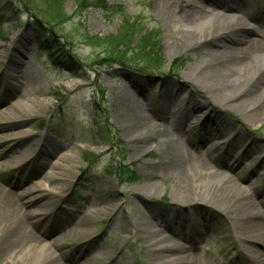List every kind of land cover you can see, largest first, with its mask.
I'll use <instances>...</instances> for the list:
<instances>
[{
    "label": "rangeland",
    "instance_id": "1",
    "mask_svg": "<svg viewBox=\"0 0 264 264\" xmlns=\"http://www.w3.org/2000/svg\"><path fill=\"white\" fill-rule=\"evenodd\" d=\"M179 1L66 0L56 10L51 0H0V84L4 77L14 82L18 93L13 98L9 84L0 86V231L25 212L30 233L62 264H162L157 258L162 257L160 253L133 228L135 221L140 215L161 232L159 238L172 239L155 221L183 230L185 221L192 218L184 231L195 243L172 240L190 250L188 264H247L233 221L205 199L198 201V196L186 204L177 202H184L176 198L184 184L176 182L163 166V137L148 134L144 149L136 153L132 147L136 144L127 143L128 135L114 118L123 104L139 105L155 130L173 129L165 122L170 115L164 109L167 102L178 100L164 94L165 82L176 81L175 93L189 90L184 73L209 61L207 43L195 51L175 48L182 27L181 8L191 6L198 12L204 6V0H186L191 5L175 9ZM246 2L249 13L264 17V0ZM261 34L254 42L259 51L251 58L255 63L256 58H264V31ZM13 45L11 60L17 64L8 71ZM118 57L132 61L136 70L116 64ZM189 92L207 103L204 113L231 122V150L235 147L241 155L256 148L264 154V118L247 121L242 108L214 106L210 96L195 87ZM27 95L39 103L28 110L15 107ZM1 101L7 104L4 108ZM187 102L178 103L185 106ZM5 114L11 118L3 120ZM202 117L186 118L197 121ZM203 130H193L196 137L191 147L183 143L186 156L202 159L228 176L237 175L241 187L264 207V165L259 166L257 160L234 172L218 168L215 161L196 151L213 142L202 137ZM64 155H68L66 177L50 181L51 190L36 193L48 169ZM17 163L27 170L25 175L15 169ZM119 171L125 173L121 179ZM148 171L156 174L149 181ZM132 177L136 181L128 182ZM19 180L22 184L17 186ZM144 184L153 188L140 194L138 187ZM259 218H264V210ZM81 222L89 226L83 229ZM27 239L21 235L18 246L5 252L1 264H7ZM259 255L254 262L263 264L264 254ZM174 260L176 256L168 261Z\"/></svg>",
    "mask_w": 264,
    "mask_h": 264
},
{
    "label": "bare ground",
    "instance_id": "2",
    "mask_svg": "<svg viewBox=\"0 0 264 264\" xmlns=\"http://www.w3.org/2000/svg\"><path fill=\"white\" fill-rule=\"evenodd\" d=\"M181 1L176 4L175 9L183 7V5H191L186 0ZM204 1L202 10L198 12L191 6L185 10L181 8L182 27L177 31L179 35L174 42L175 48L195 51L201 49L202 44L206 46L208 44L206 53L209 59L199 67L184 73L185 84L189 90L195 87L205 95L210 96L214 106L217 104L237 109L242 108L244 118L247 121H257L264 118V58H256L257 63L254 62L255 59H251L253 56L256 57L259 52L256 50L257 46L254 42L255 38L261 36L264 31V18H255L249 13L246 0ZM236 13H239L240 16L236 17ZM249 18L253 22H250ZM14 47L13 45V49L8 54L7 64L10 65L7 68L8 71H13L17 64L11 60L15 51ZM17 54L19 58L22 57L20 53L17 52ZM11 78L15 79L12 76H7L8 80ZM175 83L176 81L167 80L164 94L178 100V102L182 99L188 102L185 106L178 102H167L164 110L170 117L168 118L169 122L166 123L171 125L175 122H185L183 119L189 117V115L201 114L204 116L203 120L208 121L207 125L213 126L214 124L211 121H216L220 127L224 128V130L220 128L222 131L215 129L217 131L214 140L212 134H207L205 138L213 140L210 143L213 146L209 148V144L206 147L204 146L205 148L197 149L196 151L201 152L200 155L203 153L211 161H215L218 168L221 167L220 169L231 172H234L244 163L253 164L257 160H259V166L264 165V154L262 155L256 148L250 149L249 153L245 151L241 155L238 154L239 151L236 148H234L235 151H224L219 143V138L229 135L226 131L231 128V122L219 121L212 117L214 114L204 113L207 103L199 102L195 97L196 93L189 92L185 88L175 93ZM35 92L37 91L35 90ZM16 95L18 93H15L12 97L14 98ZM141 95L139 93V96ZM1 103L2 108L7 105L5 101H1ZM34 103L38 104L39 101L34 102L27 95L22 97L15 107L28 110L34 106ZM10 116L5 114L1 118L9 120ZM114 118L122 124L123 131L128 135L127 139L124 137L127 143L136 144V146H132L136 153L142 148L144 149L142 145L145 143L148 134H159L163 137L161 144L166 152L163 166L176 182L184 184L183 187L178 188L176 193V198H181L184 202L178 200L177 202L186 204V200H192L198 196V201L203 198L206 200V204L216 207L218 211L225 215L228 221L234 222H232L233 228H235L241 250L244 251L242 252L243 259L247 264H255L258 261L260 252L264 254V218H259V215L262 216L264 207L256 199V196L251 195L247 189L241 187L238 183L239 177H236L237 175L235 177L228 176L220 173L221 170L211 169L207 162L202 159L194 160L187 157L183 143L191 147L193 143L190 137L185 134L176 135L171 130H163V132L155 130V126L139 105L136 108H130L123 104L115 111ZM203 120H201V123H203ZM222 132L224 133L222 134ZM233 142L230 140L228 146L232 145ZM64 156L48 169L45 178L38 184L36 193L40 194L51 190L52 186L48 184L50 181L59 180V176L66 177L64 173L65 167L68 166L66 164L68 155ZM73 162H70V165H73ZM148 165L146 164L144 168L148 169ZM155 175L148 171V181ZM21 182L19 180L15 184L19 186L22 184ZM130 182L132 183V181ZM151 188H153L152 185L144 184L138 187V192L141 194ZM20 211L21 209L18 211V216L21 214ZM190 220L192 221V218ZM190 220L188 218L185 221L186 225H183V230L169 223L155 221L157 225L160 224L159 227L161 226L165 232L172 236V239L159 238L161 232L155 230L156 226L153 223L152 225L148 221L140 219V215L133 228L137 230L143 241L149 243V246L154 247L160 253L162 257L158 256L157 258L163 262L162 264H188L191 259L187 255V251L190 252V250L183 245L174 244L172 240L178 239L188 244L195 243L189 238V234L184 231L187 228L189 229ZM28 225H31L29 214L24 212L20 219H16V222L7 225L0 231V260L2 261V258L6 255L5 252L10 248L15 249L18 246L21 235H27L28 241L25 246L14 255H11L7 264H62L50 248H47L37 236L30 233ZM88 226L89 223L81 222L79 227L86 229ZM172 256H176V260L168 261Z\"/></svg>",
    "mask_w": 264,
    "mask_h": 264
},
{
    "label": "trees",
    "instance_id": "3",
    "mask_svg": "<svg viewBox=\"0 0 264 264\" xmlns=\"http://www.w3.org/2000/svg\"><path fill=\"white\" fill-rule=\"evenodd\" d=\"M47 1V0H46ZM66 0H51V3H52V6H53V8L55 7L56 8V10L58 9V7H59V9H60V7H61V5L65 2ZM58 9V10H59ZM60 15H61V13H60ZM58 16H59V14H58ZM57 16V17H58ZM38 34H40V31H38L37 32ZM54 56V55H53ZM115 62H117L116 64H118V65H120V66H122V67H128V68H131V69H134V70H136V67L137 66H135L134 65V63L132 62V61H124V59H122V57H118L117 58V60L115 61ZM142 68H147L146 66H141ZM119 177H120V179L123 177V176H125V173L124 172H121V171H119ZM126 174H128V173H126ZM134 180H136V177H132L130 180H128V182L129 181H134Z\"/></svg>",
    "mask_w": 264,
    "mask_h": 264
}]
</instances>
